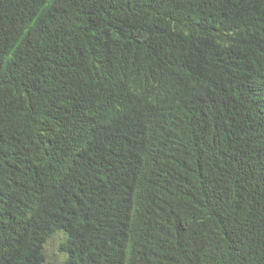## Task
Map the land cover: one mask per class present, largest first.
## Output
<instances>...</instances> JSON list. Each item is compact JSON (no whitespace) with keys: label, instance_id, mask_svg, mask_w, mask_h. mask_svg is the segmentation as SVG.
<instances>
[{"label":"trees","instance_id":"1","mask_svg":"<svg viewBox=\"0 0 264 264\" xmlns=\"http://www.w3.org/2000/svg\"><path fill=\"white\" fill-rule=\"evenodd\" d=\"M264 264V0H0V264Z\"/></svg>","mask_w":264,"mask_h":264},{"label":"rangeland","instance_id":"2","mask_svg":"<svg viewBox=\"0 0 264 264\" xmlns=\"http://www.w3.org/2000/svg\"><path fill=\"white\" fill-rule=\"evenodd\" d=\"M61 239V234H54L45 241L43 246V264H63L64 254L59 249Z\"/></svg>","mask_w":264,"mask_h":264}]
</instances>
